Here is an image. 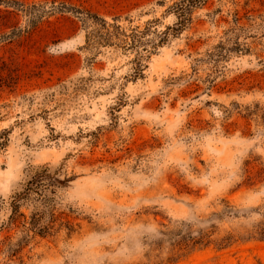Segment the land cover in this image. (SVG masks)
<instances>
[{
  "label": "rangeland",
  "instance_id": "1",
  "mask_svg": "<svg viewBox=\"0 0 264 264\" xmlns=\"http://www.w3.org/2000/svg\"><path fill=\"white\" fill-rule=\"evenodd\" d=\"M175 1L0 0V264H264L238 239L264 219V0H206L136 78L121 40L85 46L83 18L159 33Z\"/></svg>",
  "mask_w": 264,
  "mask_h": 264
},
{
  "label": "trees",
  "instance_id": "2",
  "mask_svg": "<svg viewBox=\"0 0 264 264\" xmlns=\"http://www.w3.org/2000/svg\"><path fill=\"white\" fill-rule=\"evenodd\" d=\"M206 0H177L169 8L176 16V22L171 26H166L161 32L152 31L148 26H145L142 30L137 27L132 28L130 33H125L120 31V26L115 23H110L103 18L97 16H92L83 18V23L85 21H90L89 30L86 33L85 46L96 47L99 45H111L115 44V40H121L124 46L134 51V56L131 60L132 62V76L136 78L142 75L143 70V60L146 58L155 48L163 45L167 42L169 36H175L179 34L191 20V12L193 9L204 5ZM156 33L158 40L156 38H151L150 35ZM0 144H2L0 142ZM41 173H47L46 169H43ZM36 181V180H35ZM34 182V179H33ZM32 184V183H31ZM30 188V187H29ZM18 197V196H17ZM17 198H14V208L13 212L17 211ZM227 208H230L226 206ZM228 211V210H227ZM206 232V231H205ZM203 230L199 231L195 236L187 235L181 238L185 245L191 244L202 245L208 243V234ZM245 234H239L238 239L248 240V239H261L264 240V219L256 222L251 228L245 230ZM233 241H235L233 234H226L221 236V242L218 244L221 248L229 246Z\"/></svg>",
  "mask_w": 264,
  "mask_h": 264
}]
</instances>
